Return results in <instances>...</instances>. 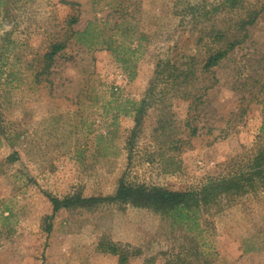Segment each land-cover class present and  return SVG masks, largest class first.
Returning <instances> with one entry per match:
<instances>
[{
	"label": "rangeland",
	"instance_id": "rangeland-1",
	"mask_svg": "<svg viewBox=\"0 0 264 264\" xmlns=\"http://www.w3.org/2000/svg\"><path fill=\"white\" fill-rule=\"evenodd\" d=\"M238 1L239 14L226 6L211 24L257 11L251 38L200 77L205 52L190 7L211 11L226 0H0V264H120L105 252L112 242L126 249L128 264L179 256L264 264L259 178L250 192L203 209L196 224L118 203L55 213L49 196L113 197L125 173L186 191L256 167L264 143V0ZM88 27L98 43L81 34ZM110 40L118 55L104 44ZM57 42L66 49L40 75ZM192 56L200 81L191 83L182 76L191 64L182 63ZM197 94L203 101L193 117Z\"/></svg>",
	"mask_w": 264,
	"mask_h": 264
},
{
	"label": "trees",
	"instance_id": "trees-1",
	"mask_svg": "<svg viewBox=\"0 0 264 264\" xmlns=\"http://www.w3.org/2000/svg\"><path fill=\"white\" fill-rule=\"evenodd\" d=\"M224 6V7H222ZM228 7L230 13L237 11L239 14L240 9L243 8L238 0H226L223 4L217 5L211 11L206 6L192 5L190 7L191 22L195 29H200L201 33L198 35V45L203 46L204 60L202 62V77L204 74L214 73V69L222 65V63L228 60L231 55L238 49L239 46L246 44L251 38L250 28L255 27L259 20V12L248 10L245 11L247 16L239 17L238 19L231 18L228 21H213L211 24V15L218 14L221 11L224 12ZM226 8V9H225ZM78 18L71 20L72 26L78 22ZM209 22V26L206 27L205 23ZM201 27V28H200ZM101 33L100 31H98ZM75 34V32H74ZM83 37L89 38L92 44L98 43L100 35L90 31L88 27L83 33ZM109 49L113 50L117 55L119 54L118 48L115 47L112 40L105 41ZM67 44L65 42H57L51 45L50 50L44 55L43 69L40 73H48L55 61L58 53L65 50ZM195 57H190V62H183L182 65H190ZM199 62H193L191 68L182 71V76L187 82L200 81V77L195 69V65ZM181 76V75H180ZM206 89V88H204ZM204 95V94H203ZM203 95H194L190 105L191 115L200 109L199 105L202 104ZM201 115V113L199 114ZM192 116L188 119V126H191ZM140 125V119H137V127ZM193 135L198 133L197 127H192ZM136 129V128H135ZM133 131L132 134H135ZM261 139H264V118L263 125L261 127ZM134 141L131 138V153L133 152ZM256 155V167L250 169L246 175H240V177L229 176L222 177L215 182L209 181L206 185L199 189L175 191L160 186H148L146 184H140L133 182L129 179L128 173L122 177L118 192L113 197H89L86 198L81 194L73 196H67L65 198H57L50 196V199L54 206V212L57 213L61 209H94L99 205L106 203H118L121 205H132L139 208H149L157 212H160L167 218H171L173 222L177 224H196L198 220V214L205 208L210 207L213 203H216L220 197L231 195H242L250 192L256 181V178L263 180L264 183V143L257 150ZM51 229V225L49 230ZM105 252H110L119 256L120 264H128V256L126 249L122 248L119 244L109 243V246L105 249ZM167 264H193L187 263L186 260L181 259L180 256L169 260ZM208 264V263H205Z\"/></svg>",
	"mask_w": 264,
	"mask_h": 264
}]
</instances>
